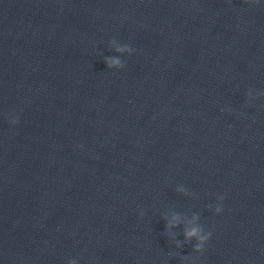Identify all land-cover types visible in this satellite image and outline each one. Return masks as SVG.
Listing matches in <instances>:
<instances>
[{"label": "water", "instance_id": "1", "mask_svg": "<svg viewBox=\"0 0 264 264\" xmlns=\"http://www.w3.org/2000/svg\"><path fill=\"white\" fill-rule=\"evenodd\" d=\"M71 258L264 264V3L0 0V264Z\"/></svg>", "mask_w": 264, "mask_h": 264}, {"label": "clouds", "instance_id": "2", "mask_svg": "<svg viewBox=\"0 0 264 264\" xmlns=\"http://www.w3.org/2000/svg\"><path fill=\"white\" fill-rule=\"evenodd\" d=\"M247 2L251 4H258L264 3V0H247ZM109 48L114 50V52L116 53L115 55H110L104 58V62L109 69H122L125 66L122 57L125 55L130 56L134 53L133 47L128 44H121L116 39H112L111 41H109ZM246 95L249 99H252L253 91L249 90ZM7 120L8 123L12 126L18 125L20 122L19 117L15 115H9L7 117ZM80 147L82 148L83 145H81ZM177 191L185 196L191 195V193L183 185H180L177 188ZM224 199L225 196L223 194H219L216 197V204L214 206H209V209L215 215H221L223 213L222 201ZM165 222L166 231L175 239V236L172 234V229L180 225L181 218L174 215L171 218L166 217ZM211 235L212 233L206 230V228L201 223L200 215L196 214L192 217V220L185 225L183 229L184 240L180 241L178 239H175V246L177 248H182L185 243L194 242L192 243L193 251L199 253L204 250L205 245L211 238ZM67 264H79V262L76 258H71L67 261Z\"/></svg>", "mask_w": 264, "mask_h": 264}]
</instances>
